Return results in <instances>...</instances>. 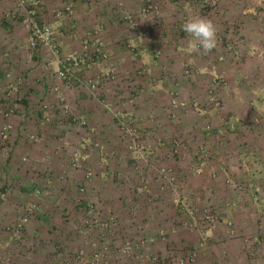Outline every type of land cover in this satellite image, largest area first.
<instances>
[{"label":"rangeland","instance_id":"obj_1","mask_svg":"<svg viewBox=\"0 0 264 264\" xmlns=\"http://www.w3.org/2000/svg\"><path fill=\"white\" fill-rule=\"evenodd\" d=\"M147 3L152 12L132 13V24L117 9L120 27L138 28L141 45L127 34L119 41L124 55L110 58L102 34L104 66L76 71L79 79L60 77L70 86L66 95L55 89L59 109L56 102H36L35 112L47 103L52 116L43 123L45 139H32L57 148L51 157L62 178L52 177L53 158L41 161L48 152L25 150L17 169L11 150L3 154L0 264H217L209 254L214 234L256 241H248L246 261L238 255L229 264H264V0H143V7ZM194 14L216 27L211 53L193 50L182 32ZM87 35L78 37L77 49ZM108 72L113 76L104 79ZM140 94L151 105L138 116ZM87 102L100 105L113 125L92 124L82 107ZM35 112L19 119L40 124L46 111ZM12 133L4 142L9 146ZM54 136L61 137L57 146ZM81 152L86 158L79 165ZM59 159L71 162L72 174ZM28 176L40 179L32 187ZM98 182L120 197L123 211L103 208ZM207 209L219 216L215 225L202 220ZM27 213L20 231L17 223Z\"/></svg>","mask_w":264,"mask_h":264},{"label":"crops","instance_id":"obj_2","mask_svg":"<svg viewBox=\"0 0 264 264\" xmlns=\"http://www.w3.org/2000/svg\"><path fill=\"white\" fill-rule=\"evenodd\" d=\"M26 1L30 5H38L42 18L54 25L59 50L55 52L51 50L50 47L46 46H40L35 50L30 49L28 47L29 32L23 24L25 8L21 0H0V114L2 115L0 116V162L3 159V154L9 148V151L11 150V153L14 155L13 169H17L20 153H24L25 150H27L34 154L36 149H40L39 153L41 155L46 152L49 153L46 157L43 156L41 161H50L51 158H53L54 172L52 177H54L56 181L57 178H62V176H60V167L56 164V156L51 157V151L54 152L53 149L57 148L46 149L45 146H42V148L46 149L43 150L39 144L42 142H35L34 139H32L34 135H39L41 137V139L40 137L39 139L43 141L45 139L43 136H46L44 128L49 126L43 124L46 122L43 118L39 120L40 124H35L34 122H29V125L23 124L21 122L23 114L35 112L36 102H41L42 100H49L51 103L56 102L58 109L61 107L60 100L57 101L54 96L55 94L57 97L55 89H61L62 93L66 95L70 86L58 76V71L60 67H62V60L68 57L71 51L78 48L80 45L79 40H77L79 36L85 33H94L93 26H102L103 37L105 34L104 39L111 55L110 58H120L119 56L124 55V53L120 52L123 51V49H121L122 45L119 41H122L123 39H121V37L124 38L127 34H130L132 40L141 45L140 30L131 25H126V29L120 27L125 24L119 21L121 17L119 13L117 14V9L120 8L123 11H128L137 15L143 8V0H80L76 4L73 15L64 16L63 18L56 15V10L64 4L65 0ZM120 14L122 13L120 12ZM106 61L107 60L102 61L99 66H104ZM7 66L13 68L12 75L8 73ZM108 95L109 98L112 97L113 99L116 98L118 101L120 100L119 97H115L111 94ZM141 95L142 94H140L136 106L138 116L140 115V111L144 110L143 107L151 105L150 100H147L148 97L143 96L142 98ZM41 106L43 109V104ZM82 107H84V114L92 124L98 126L101 124L113 125L112 123H108L110 122L109 118L107 117L106 119V117H104V113L102 112L104 110H102L103 108L97 103L89 105L87 102ZM50 108L49 105V110ZM42 109L40 108L39 111L35 113L39 114V112L43 111ZM6 113H8V115H6ZM33 120H36L35 117ZM8 132H15V136L14 133H12L14 138L13 141L11 138V146H9L10 144L4 143L8 136ZM28 132H32L30 137V133ZM60 139L61 137L54 136L52 145L57 146L56 143L59 142ZM58 151L61 152L60 149ZM69 160L62 161L59 159V162H64L63 166L67 169L69 174H72V165ZM92 164L98 169V167L94 165V161ZM1 167L0 165V176L4 173ZM44 167L45 165L41 168ZM114 168L116 169L115 165ZM128 174L127 172V176ZM10 177L12 176H9V178ZM72 177L77 178L76 175ZM27 178V184H30L32 187L35 186L37 184L36 182H38L37 180L40 179L34 176H28ZM70 178L71 175L69 179ZM128 178L132 180V175H129ZM91 184L93 185L94 182H91ZM91 184L89 186H92ZM131 185L132 181L127 180L126 186L130 188ZM70 186L71 183L66 184L65 189ZM23 189H25V187H23ZM96 189L97 192H100L103 196L106 195V199L102 198L103 208L114 205L117 206V211H123L125 209L124 203H121L122 200L120 197H117L113 192H111L112 195L106 193L101 183L98 182ZM118 198L119 200H117ZM151 225H153V222ZM151 225L150 228H152ZM213 236L215 238L214 244L212 245L213 251L209 254L210 257H218L220 264H229L228 260L234 259L238 255L240 256L239 259L246 261V250L248 247L251 248L256 242L255 240L250 241L248 239L249 242H252L251 245L248 243L247 239L229 238L228 234H224L225 239H221V235L219 234H214ZM14 264H22V262L21 260H15Z\"/></svg>","mask_w":264,"mask_h":264},{"label":"built area","instance_id":"obj_3","mask_svg":"<svg viewBox=\"0 0 264 264\" xmlns=\"http://www.w3.org/2000/svg\"><path fill=\"white\" fill-rule=\"evenodd\" d=\"M78 1L79 0H66L65 3L56 10V15L63 18L64 16L73 14L75 11L76 3ZM21 2L25 8L23 24L29 32L28 47L32 50H35L40 46H46L50 47L51 50L57 52L59 50V45L56 40V31L54 25L42 19L40 8L38 5H30L26 0H21ZM152 6L153 5L147 3V6L145 5L143 7L144 16H149V13L152 12ZM122 18L131 24L136 22L134 15L130 12L125 11ZM93 32L94 33H88L86 39L82 43L81 49L74 50L68 55V57L62 60V67L59 69V77L65 79L72 75L75 79H79L81 78V74H78L77 72H80L82 68L84 69L92 63L95 65H99L102 61L107 60L108 51L105 48L104 39L103 37H101L102 27H96ZM112 76V73L108 72V76L104 79H110V77ZM101 79L102 77L99 76L98 79L94 82V85H98L101 82ZM106 106L110 107L109 104H106ZM65 109L67 110V107H65ZM43 110L46 111L43 120L50 121L52 115L49 112V105L47 103L43 104ZM6 115H8V113H6ZM75 156L76 161L81 160L78 164L82 165L86 158L83 152H81L80 155L77 154ZM29 210H32V207H29L27 209V212H29ZM29 219L30 215L27 213L23 216L21 221L17 223V227L20 231L24 226L28 224ZM202 220L207 221V225L212 226L219 221V216L212 209H207ZM195 224L197 226H200L197 221L193 225ZM83 254L84 251L79 253L78 256L80 257ZM84 256L85 254L82 257L84 258Z\"/></svg>","mask_w":264,"mask_h":264},{"label":"clouds","instance_id":"obj_4","mask_svg":"<svg viewBox=\"0 0 264 264\" xmlns=\"http://www.w3.org/2000/svg\"><path fill=\"white\" fill-rule=\"evenodd\" d=\"M181 28L190 38L189 43L193 50L203 49L205 53H211L216 48L217 30L211 19L195 14L190 15L185 19Z\"/></svg>","mask_w":264,"mask_h":264}]
</instances>
